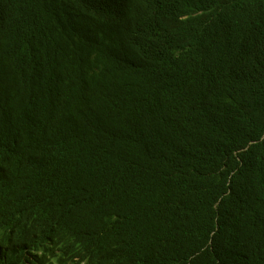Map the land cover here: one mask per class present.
I'll return each mask as SVG.
<instances>
[{
    "label": "trees",
    "instance_id": "obj_1",
    "mask_svg": "<svg viewBox=\"0 0 264 264\" xmlns=\"http://www.w3.org/2000/svg\"><path fill=\"white\" fill-rule=\"evenodd\" d=\"M0 264H264V0H0Z\"/></svg>",
    "mask_w": 264,
    "mask_h": 264
}]
</instances>
